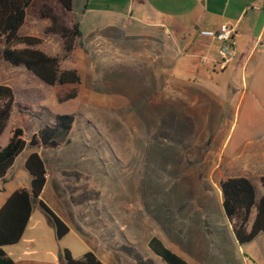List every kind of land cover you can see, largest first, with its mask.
<instances>
[{"label": "rangeland", "instance_id": "rangeland-1", "mask_svg": "<svg viewBox=\"0 0 264 264\" xmlns=\"http://www.w3.org/2000/svg\"><path fill=\"white\" fill-rule=\"evenodd\" d=\"M45 1L57 7L69 25L90 8L130 11L133 5V0H73V12L63 13L53 0H37L20 33L43 37L38 47L61 56L65 68L81 63L83 57L78 50L66 56L62 36L45 31L51 22L40 17ZM249 42L252 47L255 40ZM2 46L0 42V83L14 88L16 104L1 144L7 143L13 124L22 126L29 140L44 123H53L56 114L75 116L70 141L57 148L28 145L5 184L12 187L21 175L29 182L25 160L37 150L48 170L42 199L70 226L58 238L35 202L20 242L4 246L17 264H67L64 248L74 257L92 250L105 264H138L124 246L156 264H166L148 246L153 235L190 264H264V233L239 244L220 213H212V220L205 218L201 194L202 189H211L216 202L213 179L225 173L212 135L204 140L208 129L219 125L221 137L230 131V147L240 137L264 135V38L244 57L249 55L246 68L257 79H249L248 87L237 80V90L229 94L222 89L223 105L218 100L189 104L179 96L164 98L151 82L147 63L139 65L129 57L93 70L87 67L91 72L82 73L77 96L59 102L57 95L74 85L51 86L24 66L10 65L1 56ZM178 64L173 73H182ZM212 72L223 77L233 74L232 69ZM255 184L262 188L260 182Z\"/></svg>", "mask_w": 264, "mask_h": 264}, {"label": "crops", "instance_id": "crops-1", "mask_svg": "<svg viewBox=\"0 0 264 264\" xmlns=\"http://www.w3.org/2000/svg\"><path fill=\"white\" fill-rule=\"evenodd\" d=\"M249 10L254 12L252 16H248ZM76 22L82 31L83 46L78 45L74 51H79L83 61L67 68H78L81 76L83 72L90 73L95 68L129 57L138 61L139 65L147 63L151 82L164 98L179 96L189 104L202 103L201 100L206 99L218 100L222 105L226 103L219 94L222 89L229 94L237 90V80L240 79L243 86L248 87L249 79H257L247 71L249 55L246 59L244 57L247 51L251 54L264 38V0H133L130 11L90 8L81 18H76ZM222 24L234 26L237 30L233 40L235 55L225 68L219 64L218 43L200 33L204 29H217ZM252 39L255 43L251 47L249 41ZM177 63L182 68L180 74L172 70ZM219 69H232L233 74L224 77L213 74L212 71ZM238 73L240 77L236 75ZM208 119L205 117L203 121L207 124ZM219 128V125L207 128L204 140L212 135V143L218 147L216 154L219 162L224 158L225 173L216 180L212 178L218 195L216 202L211 198L214 191L201 190L204 196L202 207L206 211L205 218L212 220V213H220V219L231 226L224 213L220 182L226 177L242 175L251 178L254 183H261L260 178L264 175V135L248 139L240 137L230 147L231 132L221 137ZM13 168L7 174L8 179ZM8 182L0 181V207L15 189L30 186V178L27 182L22 175L10 188L5 186ZM256 190L257 200H260L264 196V187L259 189L256 185ZM254 216L255 210L252 219Z\"/></svg>", "mask_w": 264, "mask_h": 264}, {"label": "trees", "instance_id": "trees-1", "mask_svg": "<svg viewBox=\"0 0 264 264\" xmlns=\"http://www.w3.org/2000/svg\"><path fill=\"white\" fill-rule=\"evenodd\" d=\"M63 13L73 12V0H53ZM37 0H0V42L1 56L12 66H24L48 85H74L60 92L57 100L63 102L73 99L78 94L77 85L82 76L76 67L65 68L61 65V56L51 55L38 47L44 39L40 36L22 35L29 8ZM41 18L51 21L46 32L59 33L64 42L65 55L68 56L76 47L83 46L82 31L78 22L65 23L57 7L47 1L40 5ZM22 44V46H18ZM16 95L9 84L0 83V137L4 133L11 117ZM23 110V109H20ZM75 116L72 113H58L53 123H44L28 140L24 128L13 124L8 141L0 142V181H8L7 174L16 158L29 145L33 148H57L68 138ZM25 168L30 174L29 188L15 189L0 207V264H15V260L4 249L6 245L18 243L28 226L35 202L46 213L56 230V236L62 238L70 231V226L40 196L47 183V164L44 157L33 150L25 160ZM264 187V175L260 178ZM223 209L231 223L232 231L239 244L254 240L264 233V196L257 200L256 184L247 176H230L221 180ZM255 216L252 219V213ZM149 248L167 264H190L185 258L165 245L163 240L153 235L148 241ZM124 250L138 264H156L151 259L129 246ZM67 264H105L92 250L81 257H74L69 248H64Z\"/></svg>", "mask_w": 264, "mask_h": 264}, {"label": "built area", "instance_id": "built-area-1", "mask_svg": "<svg viewBox=\"0 0 264 264\" xmlns=\"http://www.w3.org/2000/svg\"><path fill=\"white\" fill-rule=\"evenodd\" d=\"M200 33L218 43L217 52L220 57L219 64L225 68L228 61L235 55L234 38L237 30L234 26L222 24L217 29H204Z\"/></svg>", "mask_w": 264, "mask_h": 264}, {"label": "water", "instance_id": "water-1", "mask_svg": "<svg viewBox=\"0 0 264 264\" xmlns=\"http://www.w3.org/2000/svg\"><path fill=\"white\" fill-rule=\"evenodd\" d=\"M44 161H45V159H44ZM60 256H62V253H60ZM60 264H65L64 262H61Z\"/></svg>", "mask_w": 264, "mask_h": 264}]
</instances>
